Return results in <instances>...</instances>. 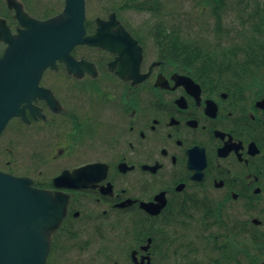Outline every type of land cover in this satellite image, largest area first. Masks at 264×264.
<instances>
[{
	"label": "flooded vegetation",
	"instance_id": "flooded-vegetation-1",
	"mask_svg": "<svg viewBox=\"0 0 264 264\" xmlns=\"http://www.w3.org/2000/svg\"><path fill=\"white\" fill-rule=\"evenodd\" d=\"M220 1L230 10L211 14H257L233 9L253 0ZM65 5L0 0V96L30 77L19 64L35 53L20 33L35 21L63 22ZM125 15L85 14V35L100 33L102 42L64 46L40 71L44 95L23 84L27 96L0 135V170L62 202L47 264L80 255L146 264L162 257L154 235L165 228L209 212H264V31L232 60L189 64L154 42L153 27L131 28ZM229 64L239 68H221ZM74 169L77 186L55 184Z\"/></svg>",
	"mask_w": 264,
	"mask_h": 264
},
{
	"label": "water",
	"instance_id": "water-1",
	"mask_svg": "<svg viewBox=\"0 0 264 264\" xmlns=\"http://www.w3.org/2000/svg\"><path fill=\"white\" fill-rule=\"evenodd\" d=\"M65 2L63 22L52 24L35 21L19 35L20 42H24L27 48L28 43L30 45L25 50L34 51L35 54H32L30 64L28 59L19 64L22 72L30 67L29 80L16 79L14 82L19 83L20 89L0 96V133L7 120L18 113L17 101L27 96L22 93L23 84H30V94L44 95L45 90L38 86L40 71L48 65L49 60L61 55L64 46L69 47L77 42H102L100 33L83 36L85 0ZM79 170L63 171L54 178L55 184L71 185L67 181L73 180V185L77 186ZM61 203L48 191L33 187L31 179L0 171V264H45L49 248L48 233L61 220ZM147 209L153 211L150 206ZM143 248L146 249V246ZM259 264H264V260Z\"/></svg>",
	"mask_w": 264,
	"mask_h": 264
},
{
	"label": "trees",
	"instance_id": "trees-1",
	"mask_svg": "<svg viewBox=\"0 0 264 264\" xmlns=\"http://www.w3.org/2000/svg\"><path fill=\"white\" fill-rule=\"evenodd\" d=\"M209 3L213 12L220 10V0H197ZM244 6L247 2H243ZM111 5V4H110ZM164 0H119L111 5L109 11L119 13L123 9H133L148 12L155 18L151 25L154 42L162 45L171 58L187 61L214 60L220 58L208 50L205 44L197 40L185 39L164 24V16L168 10L164 7ZM246 10L247 7H242ZM252 10L259 14H246L240 17L242 24L248 23L250 33L240 34L242 41L227 47L224 59H233L241 46H252L258 43L257 33L252 30L264 22V0H257ZM107 12V13H108ZM221 14H213L220 22ZM219 24V23H218ZM218 24L216 25L218 27ZM216 27V30H217ZM238 67L239 64H234ZM154 243L159 247L162 257H158L152 264H258L264 259V230L250 222L249 218L230 219L220 212H209L206 216L187 221L183 225L163 231L162 235H154Z\"/></svg>",
	"mask_w": 264,
	"mask_h": 264
},
{
	"label": "rangeland",
	"instance_id": "rangeland-1",
	"mask_svg": "<svg viewBox=\"0 0 264 264\" xmlns=\"http://www.w3.org/2000/svg\"><path fill=\"white\" fill-rule=\"evenodd\" d=\"M118 2L119 0H86V14L88 17L95 14H106L108 10H110L111 5L117 4ZM164 3L165 9L169 11L163 18L166 26L171 29L173 28L174 32L183 36L185 39L193 38V40L202 42V44H205V46L208 47L207 49L213 53V56L217 54L222 59H224L225 51L228 50L227 47L232 48L234 46L232 45L233 43L242 41L240 34H247L251 31V27L248 23H241L239 14H222L220 15V22H218L216 17L210 13L211 7L208 2L204 5L197 0H164ZM226 7L227 6L224 8L223 4L221 10H230L228 8L226 9ZM238 7L239 6H234L233 9L237 10L239 9ZM119 14H127L125 15V20L128 26L134 29L143 24L151 26L155 21V18L153 15H150V13L143 11L139 12L133 9L120 10ZM217 24L218 27L216 26ZM254 30L257 33V37L261 38L264 31V23H262L261 26L254 27ZM142 36L147 43H150V40L145 34L142 33ZM221 68H226L228 72H230L239 67L234 66V64H229L226 67L221 66ZM236 74L237 73H235V75ZM5 157L7 158L8 156ZM19 163L21 166L26 164L22 162ZM20 168L23 169V167ZM238 204L239 203L235 205ZM227 212L229 218L237 215L235 212H232L231 209L227 210ZM256 214L257 213H253V215ZM258 214L260 215L259 218L264 221V212ZM251 215L252 213L248 215L249 218ZM248 216L244 213L245 219L248 218ZM260 228L264 230V222ZM61 261H64L62 264H114V259L103 262L101 260L88 259L82 255ZM119 261V264L124 262V258H121ZM49 263L54 264L52 258L49 259Z\"/></svg>",
	"mask_w": 264,
	"mask_h": 264
}]
</instances>
